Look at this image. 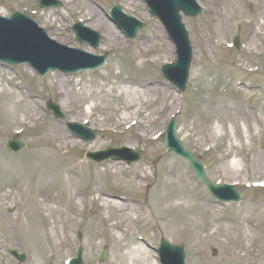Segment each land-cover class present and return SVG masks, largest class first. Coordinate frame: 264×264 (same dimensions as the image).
I'll return each mask as SVG.
<instances>
[{
  "label": "rangeland",
  "instance_id": "obj_1",
  "mask_svg": "<svg viewBox=\"0 0 264 264\" xmlns=\"http://www.w3.org/2000/svg\"><path fill=\"white\" fill-rule=\"evenodd\" d=\"M61 1L62 9L40 10L38 0H0L1 16L20 12L60 45L94 56L108 55L103 67L75 75L52 72L39 77L26 65H0L4 87V92L0 89V131L7 112L21 109L24 102L30 114L35 115L36 109L40 117L28 119L22 110L20 125L0 136V190L8 192L0 195V264H67L77 258L80 247L84 264H121L123 257L126 264H136L131 255L134 249L143 251L151 264H160L155 251L161 236L185 248L186 264H264V187L260 186L264 184V0H198L205 13L183 19L194 55L183 94L161 73L164 64L177 60L176 48L143 0ZM116 5L146 23L136 40L128 41L108 18ZM97 14L121 38L122 48L107 46ZM80 21L102 35L99 48L77 43L72 26ZM52 22L60 34L52 35ZM254 23L259 26L252 28ZM220 24L225 31H218ZM253 29H258L257 37H252ZM235 37H239V48L231 46ZM252 38H256L257 48L251 47ZM63 78L68 88L97 101L93 119L77 110L79 99L61 106L58 79ZM124 79L149 84L151 91L130 97L120 85ZM49 100L60 106L63 120L46 109ZM153 109L157 113L152 114ZM77 113L82 117L76 123L92 129L94 141L84 142L71 134L68 124ZM147 117L153 120L148 134L144 124L138 127ZM173 117L184 147L202 161L209 179L214 184L234 185L242 203H218L188 163L166 151L165 132ZM54 126L70 135L76 146L66 149L52 140L50 127ZM39 136L47 145L34 144ZM13 139L26 145L19 153L6 149ZM128 142L136 144L134 150L141 154L138 163L129 164L131 158L125 154L122 159L102 163L87 159L88 152L127 148ZM34 147L58 153L48 159L37 154L39 159L30 153ZM144 174L146 178H139ZM164 180L169 183V195L183 198L176 202L185 208L179 213L161 212ZM93 188L97 189L94 193ZM98 194L136 200L132 205L139 213L133 214L130 207L111 216L94 202ZM34 199L43 217V200H51V209L56 211L45 224L41 214L39 220L35 213L34 218L25 214ZM204 204L210 208L204 209ZM53 226L56 230L52 232ZM104 247H108V256L100 262ZM11 250L26 255V261L19 263Z\"/></svg>",
  "mask_w": 264,
  "mask_h": 264
},
{
  "label": "water",
  "instance_id": "obj_2",
  "mask_svg": "<svg viewBox=\"0 0 264 264\" xmlns=\"http://www.w3.org/2000/svg\"><path fill=\"white\" fill-rule=\"evenodd\" d=\"M148 2L152 10V16L160 17L169 36L178 47L179 61L177 65L168 66L164 68L163 72L165 76L170 81L178 85L183 92L189 77V69L192 61V49L190 42L188 41V36L184 25L182 24V17L180 13L183 12L187 17H196L202 14L203 10L198 6L196 0H148ZM112 18L130 39H135L138 35V32L145 27L143 23L136 21L132 17H127L124 15L119 7L113 13ZM24 21L30 22L28 18L20 15L19 13L13 15L10 20H2L0 18V27L7 28L9 30L8 34L17 32L20 35L22 42L19 40V47L22 51L26 52L24 59L21 58L14 60L10 57L9 53L5 52L4 46L0 45V60L14 65L28 62L41 74H46L51 68H54L53 65L55 64H65L62 63L59 58H61V56H66V54H61V56L54 54V58L52 59L51 54H49L47 50L43 51V46L40 44V42L34 39L35 32L33 31L32 25ZM30 23L34 25L32 22ZM78 30L81 31L82 28L79 27ZM78 37L82 38L81 42L88 40L81 32L78 34ZM94 38H96L95 46H97L100 36L97 35ZM59 48L65 52L75 54L80 57L84 56L80 51H71L64 47ZM47 59H50L51 61L45 63L44 61ZM105 60L106 57L96 58L94 59L93 63L82 65L78 64L73 68V70L75 72L86 69L95 70L101 67ZM51 109L54 110L58 116H61L59 109L56 106H51ZM174 126L175 122L170 126V133L167 138L168 149L170 151H175L178 155L182 156V158L186 159L190 163L191 168L197 174L199 180L202 181L207 186L208 190H210L214 195L216 193L219 194L221 198L224 199V201H241L242 199L239 193L234 188H222L212 185L206 176L203 166L197 160H195L192 155L184 150L180 140L176 138ZM81 133V136L86 140H93L95 138L89 131L82 130ZM8 148L12 151L18 152L21 150V148H23V145L17 141H14L9 144ZM162 247L164 248V251H166L164 253L165 264H184L185 254L182 249L170 247V245L165 241H163ZM23 259L24 258H22V260Z\"/></svg>",
  "mask_w": 264,
  "mask_h": 264
},
{
  "label": "bare ground",
  "instance_id": "obj_3",
  "mask_svg": "<svg viewBox=\"0 0 264 264\" xmlns=\"http://www.w3.org/2000/svg\"><path fill=\"white\" fill-rule=\"evenodd\" d=\"M67 1L69 2V4L74 2V0H67ZM262 11L264 12V2H263ZM93 14L96 15V12H93ZM97 15H98V21H97L98 25L105 29L107 46L109 48H114V49L122 48L123 47V43H122L121 38H119L117 33L113 32V29L108 25V23L104 19H102L99 16V14H97ZM255 24L256 23H254L253 27H258L259 26V23L256 24V25ZM217 29H218L219 32L225 31V27H224L223 24L218 25ZM258 29L257 30L253 29L252 34L253 35H255L256 33L258 34ZM58 34H60V30L58 29V25L56 23L52 22V35H58ZM255 36L257 37V35H255ZM250 45H251V47H256V48L258 47V42L256 41V38H252L250 40ZM256 48H252V49H256ZM167 52H168V54H172L173 53V50H172L171 46H167ZM120 81H121L120 85L125 87V91L127 92L128 96H130V97L140 96V95L142 96L143 94H145L147 92L149 93L151 91V88L149 87L150 86L149 84L142 85L141 83H134L133 81H130V80H127V79L120 80ZM66 83H67V81L64 78L63 79H58V86L60 87V92L59 93H61L63 95V97L61 98V106L64 107V105H68V103H70V102H75L74 99H79V101L76 102V106L78 107L77 110L81 109V110H83L85 112V115L92 117L93 113L98 109V105L96 103L97 101H95L94 98L85 97L84 94H82V93L80 94L79 92L75 91L73 87L68 88L66 86ZM0 89H1L2 92H4V87H3V81L2 80H0ZM11 95L16 96V93L13 92V93H11ZM96 99L98 100L97 97H96ZM81 106H83V108H81ZM22 110L24 112H26V114L28 116V119L39 120L40 117H39V115L37 113V110L34 109L35 115L30 114L29 111H28L27 105L24 102L23 107L21 109L17 110L14 107V109L11 108V110L7 112V119L2 124V128L3 129H2V131H0V136L2 134L3 135L6 134L9 131H12L13 129H11V128L14 127L16 124L20 125L19 115H20V111H22ZM151 113L155 114V113H157V110L153 109ZM79 114L80 113H77L75 115L76 117L72 118V120L76 121L80 116L82 117V115H79ZM93 117L91 119H93ZM8 118L12 119V121H14L15 123H13V122H12V124L8 123ZM152 118H153V116H152ZM152 118L147 117L145 123L141 122V124L138 125V127H143L145 125V128L143 129V131L146 134H148L149 132L152 131V129H151L152 128L151 126L153 125ZM84 120H86V119H84ZM128 121L129 120L126 119L125 122H128ZM97 122L98 121H94V123H97ZM50 130H51V139L54 140V141L58 140V143H60L63 148L68 149L69 147L76 146V142L73 141L72 137L70 135H68L66 132H63L62 130H60L56 126L50 127ZM45 136H47V134ZM51 139H49V140L51 141ZM45 141H46L45 139H43V138H41L39 136L38 138H36L34 140V144H39V145L40 144H44ZM51 143H52V141H51ZM44 145H47V144H44ZM127 147H130V148L134 149V148H136V144H132V143L128 142L127 143ZM38 150H44V152L38 151ZM30 153H31V155H36L35 158H39L40 159V155H37V154H41V155H45L46 158L48 159L52 155L56 156V154L58 152L55 151V150H51V149L49 150V149H47L45 147H43V148L34 147L31 150ZM0 161H2L1 158H0ZM231 166L236 168L235 165H233V164ZM258 167H260V166H258ZM112 168L115 169V166L113 165ZM232 169L233 168H230V171H232ZM256 174H258V172H256ZM146 177H147V175L144 174L142 177H139V178H143L144 179ZM47 184L48 183H46V185ZM168 184L169 183H167V181L164 180L162 185H161V188H160V192L162 191L161 201H160V203H161V212H163L164 214H169L171 212L173 213L174 210H178L177 212L179 213V212H181L182 209H185V208H184L183 204L176 203V202H178V201L181 202V200L183 198H182V196H178V195H175V196L169 195V192L167 190ZM96 191H97V189L95 190V188H93L92 193H94ZM10 192H12V191H10ZM6 193H8V192H4V191L0 190V195H5ZM168 199H170V200H168ZM48 201H51V200H48ZM48 201L47 200H43V203L45 204V209H46L47 212H49L48 214L44 215V217L42 216L39 203H37L35 201V199L33 200V204H34L33 207L30 206L29 209L27 211H25V214H29L30 216H32L34 218L33 213H35L36 214V219L35 220H39L40 219V214H41V218H42L41 223L45 224L47 222L46 219L51 218L52 215L56 214V211H54L53 208L51 209V204ZM81 201H83V200H81ZM94 202H97L99 208L104 210V211H106V212H109V214L111 216H114L117 213H125V212H127L129 210L130 207H132V209H133V214L138 215V213H139V209L132 205L133 201H129L128 202V201H126V200H124L122 198H119L117 196H111V195H108V194H98V197L94 196ZM162 204H164V205L162 206ZM165 205H169V206L165 207ZM203 208L204 209H208L210 207H209V205L204 204ZM203 208H201V209H203ZM197 210H199V208ZM195 212H196V209H195ZM2 218L4 220V216H2ZM106 219H110V217L106 218ZM89 227H90V229H91V231L93 233V236L96 237V233H95L94 229L91 228V226H89ZM47 228H48L47 230L49 231V226ZM47 230H46V235H45V238H44L45 240L47 239ZM53 230H56L54 228V226L52 227V232H53ZM117 230L120 231V229H117ZM131 251H132L131 255H132L133 259L136 261V264H151L150 259L147 256H145L146 254H144L143 251L141 252L140 249H134V250H131ZM121 257H122V255L118 256V258H121ZM121 264H126V257H123L121 259Z\"/></svg>",
  "mask_w": 264,
  "mask_h": 264
}]
</instances>
